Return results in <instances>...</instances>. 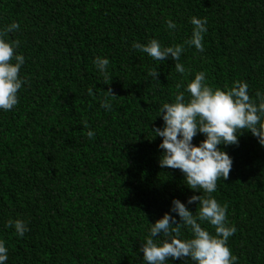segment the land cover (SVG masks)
<instances>
[{"label": "trees", "instance_id": "16d2710c", "mask_svg": "<svg viewBox=\"0 0 264 264\" xmlns=\"http://www.w3.org/2000/svg\"><path fill=\"white\" fill-rule=\"evenodd\" d=\"M191 16L206 17L207 31L202 52L185 45V74L175 71L176 61L157 65L132 47L153 38L162 46L184 43ZM13 21L20 27L9 39L20 41L27 84L18 104L0 111L5 264H139L148 223L172 198L199 195L179 169L158 166L160 138L150 130L162 124L152 121L157 109L174 98L178 82L202 70L214 87L241 80L253 99L264 92V0H0V28ZM98 55L110 61L107 85L93 66ZM156 66L159 83L148 76ZM106 99L111 110L101 107ZM221 147L233 165L211 195L237 229L228 246L235 264H264V146L245 132L238 144ZM10 218L26 221L22 237L6 227Z\"/></svg>", "mask_w": 264, "mask_h": 264}, {"label": "clouds", "instance_id": "9594fccd", "mask_svg": "<svg viewBox=\"0 0 264 264\" xmlns=\"http://www.w3.org/2000/svg\"><path fill=\"white\" fill-rule=\"evenodd\" d=\"M189 23L191 36L182 44L162 46L153 38L146 44L134 41L132 47L157 65L166 59L176 61L175 71L183 75L186 68L180 56L185 45L202 52L207 31L206 17L191 16ZM19 27V23L13 21L0 28V111L13 109L19 102V90L27 84V79L20 75L25 57L16 51L20 41L9 39V33ZM166 27L172 30L177 25L168 20ZM109 64L107 57L93 58V66L105 85L111 81ZM157 75V66L148 70V76L159 83ZM176 89L174 98L162 103L152 120L159 117L162 121L159 127L150 128L152 139L160 138L157 163L160 168L179 169L183 184L199 195H191L185 202L172 198L168 211L148 223V234L138 250L142 254L139 264H172L176 260L182 264H235L237 257L231 253L228 239L237 229L228 222L227 206L211 194L216 191L218 180L228 178L233 165L232 157L221 146L238 144V138L245 132L264 146V92L257 90L253 99L248 83L241 80L233 81L231 87L224 89L214 87L208 83L203 70L195 72L187 83L178 82ZM88 92L93 94L92 87ZM106 92L117 97L111 89ZM101 107L111 110L112 103L106 99ZM83 126L88 129L87 137L93 138L95 131L88 127L87 121H83ZM197 135L203 138L194 144L193 138ZM194 202L195 210L190 211L187 205ZM205 225L211 226L212 231ZM6 227H12L20 237L28 231L23 219L10 218ZM182 229L189 235L182 237ZM7 260L8 248L0 239V264Z\"/></svg>", "mask_w": 264, "mask_h": 264}]
</instances>
